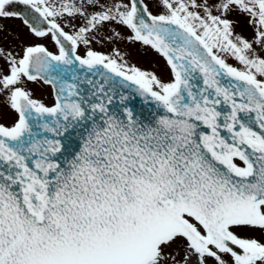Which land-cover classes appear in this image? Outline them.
Returning a JSON list of instances; mask_svg holds the SVG:
<instances>
[{
	"label": "snow or ice",
	"instance_id": "obj_1",
	"mask_svg": "<svg viewBox=\"0 0 264 264\" xmlns=\"http://www.w3.org/2000/svg\"><path fill=\"white\" fill-rule=\"evenodd\" d=\"M0 264H264V0H0Z\"/></svg>",
	"mask_w": 264,
	"mask_h": 264
},
{
	"label": "rangeland",
	"instance_id": "obj_2",
	"mask_svg": "<svg viewBox=\"0 0 264 264\" xmlns=\"http://www.w3.org/2000/svg\"><path fill=\"white\" fill-rule=\"evenodd\" d=\"M136 55H138V56H140V54H138V53H135ZM142 58L143 59H147V65L144 63V62H142V63H140L139 65L140 66H142V67H145V68H148V65L151 67L152 66V64H153V62H154V60H155V58L154 57H152V56H143L142 55ZM137 61L138 62H141L140 60H138L137 59ZM145 61V60H144ZM161 64H162V62H160ZM38 96H44L45 98H48V96L46 95V94H42L40 91H37V93H36Z\"/></svg>",
	"mask_w": 264,
	"mask_h": 264
},
{
	"label": "flooded vegetation",
	"instance_id": "obj_3",
	"mask_svg": "<svg viewBox=\"0 0 264 264\" xmlns=\"http://www.w3.org/2000/svg\"><path fill=\"white\" fill-rule=\"evenodd\" d=\"M9 27L12 29V30H18V25H19V22L18 21H7ZM121 47L123 48L124 45H121ZM132 59L138 63L137 59L134 58V56L132 57ZM37 91H40L42 94H46L48 96V93H49V89L48 88H44L43 90H37Z\"/></svg>",
	"mask_w": 264,
	"mask_h": 264
}]
</instances>
